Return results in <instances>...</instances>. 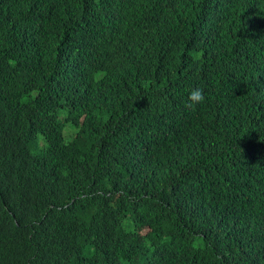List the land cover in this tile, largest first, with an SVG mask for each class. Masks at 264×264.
<instances>
[{
  "label": "trees",
  "instance_id": "obj_1",
  "mask_svg": "<svg viewBox=\"0 0 264 264\" xmlns=\"http://www.w3.org/2000/svg\"><path fill=\"white\" fill-rule=\"evenodd\" d=\"M263 100L264 0H0V264H264Z\"/></svg>",
  "mask_w": 264,
  "mask_h": 264
},
{
  "label": "bare ground",
  "instance_id": "obj_2",
  "mask_svg": "<svg viewBox=\"0 0 264 264\" xmlns=\"http://www.w3.org/2000/svg\"><path fill=\"white\" fill-rule=\"evenodd\" d=\"M223 71H224V70H223ZM218 79H219V78H218ZM217 81H218V80H217ZM218 84H219V83H218ZM241 85H243V84H241ZM218 86H219V85H218ZM216 87H217V86H216ZM239 87H241V86H239ZM260 87H261V86H260ZM212 88H214V87H212ZM214 89H215V88H214ZM216 89H217V88H216ZM217 90H218V89H217ZM216 95H217V94H216ZM225 103H226V102H225ZM210 111H212V110L210 109ZM213 111H214V110H213ZM175 123H176V122H175ZM173 124H174V123H173ZM182 125H183V123H182ZM180 126H181V125H180ZM171 127H172V125H171ZM171 127H170V129H171ZM178 127H179V126H178ZM168 128H169V127H168ZM166 129H167V128H166ZM178 129H179V128H178ZM168 131H169V130H168ZM174 132H175V131H174ZM169 135H170V134H169ZM166 138H167V137H166ZM166 138H165V139H166ZM148 140H149V138H148ZM148 140H147V141H148ZM144 141H145V140H144ZM177 144H179V143H177ZM171 145H172V144H171ZM180 145H181V144H180ZM180 145H179V146H180ZM194 147H195V146H194ZM171 148H172V147H171ZM176 148H177V147H176ZM196 148H197V147H196ZM181 149H182V148H181ZM186 150H187V149H186ZM175 151H176V149H175ZM188 151H189V150H188ZM170 152H171V150H170ZM171 153H172V152H171ZM256 155H257V154H256ZM189 157H190V156H189ZM182 159H183V157H182ZM216 164H217V163H216ZM217 166H218V164H217ZM237 169H238V168H237ZM237 169H236V170H237ZM211 170H212V169H210V171H211ZM230 170H231V169H230ZM230 172H231V171H230ZM239 172H240V171H239ZM212 173H215V172L213 171ZM217 173H218V171H217ZM232 173H233V169H232ZM237 173H238V171H237ZM230 174H231V173H230ZM230 174H229V175H230ZM214 175H215V174H214ZM236 175H237V174H236ZM236 175H235V176H236ZM209 176H210V174H209ZM238 176H239V174H238ZM240 176H241V175H240ZM242 176H243V175H242ZM212 177H213V175H212ZM217 178H219V177H217ZM231 178H232V177H231ZM237 178H238V177H237ZM239 178H240V177H239ZM239 178H238V179H239ZM205 179H206V177H205ZM241 179H242V177H241ZM230 180H231V179H230ZM239 181L241 182L242 180H239ZM221 182H222V181H220V183H221ZM234 182H235V181H234ZM240 182H239V183H240ZM212 183H213V182H212ZM227 184H228V183H227ZM227 184H226V185H227ZM222 185H223V184H222ZM229 185H230V184H229ZM204 186H205V185H204ZM209 186H210V185H209ZM216 186H217V185H216ZM219 186H220V184H219ZM233 187H234V186H233ZM207 188H208V187H207ZM214 188H215V187H214ZM217 188H218V187H217ZM217 188H216V189H217ZM224 188H225V187H224ZM224 188H223V190H224ZM230 188H231V187H230ZM177 189H178V188H177ZM187 189H188V188H186V190H187ZM201 189L203 190V188H201ZM201 189H200V190H201ZM221 189H222V188H221ZM232 189H233V188H232ZM232 189H231L230 191H232ZM236 189H237V188H236ZM236 189H235V190H236ZM206 190H209V189H206ZM219 190H220V189H219ZM243 190H244V189H243ZM243 190H242V191H243ZM187 191H188V190H187ZM226 191H227V190H225V192H226ZM236 191H237V190H236ZM192 192H193V191H192ZM196 192H198V190H197ZM196 192H195V193H196ZM222 192H223V191H222ZM225 192H224V193H225ZM233 192H235V191H233ZM233 192H232V193H233ZM178 193H179V192H178ZM195 193H194V194H195ZM206 193H207V192H206ZM219 193H220V191H219ZM235 193H236V192H235ZM235 193H233V194H235ZM192 194H193V193H192ZM199 194H200V193H198V195H199ZM221 194H223V193H221ZM221 194H220V195H221ZM227 194H228V193H227ZM227 194H226V195H227ZM183 195H184V194H183ZM185 195H186V194H185ZM200 195H202V194H200ZM203 195H204V193H203ZM218 195H219V194H218ZM229 196H230V195H229ZM238 196H239V195H238ZM205 197H206V196H205ZM223 197H224V196H223ZM225 197H227V196H225ZM230 197H231V196H230ZM230 197H229V199H231ZM236 197H237V195H236ZM236 197H234V198H236ZM227 200H228V199H227ZM224 201H225V200H224ZM229 201H230V200H229ZM225 202H226V201H225ZM233 202H234V201H233ZM233 202H232V203H233ZM236 202H237V201H236ZM238 202H239V201H238ZM228 203H230V202H228ZM226 205H227V204H226ZM226 207H228V206H226ZM226 207H225V208H226ZM229 207H230V206H229ZM237 207H238V206H237ZM231 208H232V206H231ZM231 208H230V209H231ZM234 208H235V207H234ZM247 209H248V208H247ZM250 209H251V208H250ZM244 212H245V211H244ZM244 212H243V213H244ZM240 213H241V212H240ZM139 220H140V219H139ZM145 221H147V220H145ZM136 222H137V221H136ZM138 222H139V221H138ZM140 222H142V221L140 220ZM142 223H143V222H142ZM137 224H138V223H137ZM136 230H137V229H136ZM182 232H184V231H182ZM209 232H210V231H209ZM159 233H160V232H159ZM207 233H208V232H207ZM161 234H162V233H160V235H161ZM172 234L174 235V233H172ZM209 234H210V233H209ZM211 234H213V232H211ZM235 235H237V233H235ZM136 236H137V235H136ZM208 236H210V235H208ZM198 237H199V236H198ZM202 237H203V236H202ZM258 237H259V236H258ZM132 238H133V236H132ZM134 238H135V237H134ZM134 238H133V239H134ZM137 238H138V237H136V239H137ZM190 238H191V237H190ZM203 238H205V236H204ZM238 238H239V236H238ZM172 239H173V237H172ZM192 239H193V238H192ZM134 240H135V239H134ZM134 240H133V241H134ZM188 240H190V239H188ZM229 240H230V239H229ZM233 240H234V239H232V241H233ZM135 241H136V240H135ZM214 241H216V240H214ZM227 241H228V240H227ZM232 241H231V242H232ZM171 242H172V240H171ZM190 242H191V240L188 241V243H190ZM206 242H207V241H206ZM206 242H205V243H206ZM210 242H211V241H210ZM217 242H218V241H217ZM217 242H216V243H217ZM225 242H226V241H225ZM172 243H173V242H172ZM188 243H187V244H188ZM194 243H196V240H195ZM201 243H202L201 246H204V245H203V242H201ZM207 243H208V242H207ZM227 243H229V242H227ZM232 243L234 244V241H233ZM169 244H170V243H169ZM173 244H174V243H173ZM173 244H172V245H173ZM191 244H192V243H191ZM225 244H226V243H225ZM188 245H189V244H188ZM166 246H167V245H166ZM189 246H190V245H189ZM199 246H200V244H199ZM168 247H169V246H168ZM178 247H179V246H178ZM170 248H171V247H170ZM170 248H169V249H170ZM173 248H174V247H173ZM173 248H172V249H173ZM183 248H185V247H183ZM191 248H192V247H191ZM187 249H188V248H187ZM221 249H222V248H221ZM163 250H164V249H163ZM167 250H168V248H167ZM177 250H179V248H177ZM189 250H190V249H189ZM194 250H195V249H194ZM192 251H193V250H192ZM262 251H263V250H262ZM164 252H165V251H164ZM189 252L191 253V251H189ZM206 252H207V251H206ZM260 252H261V251H260ZM170 253H171V252H170ZM258 253H259V252H258ZM262 253H263V252H262ZM166 254H167V252H166ZM159 258H160V257H159ZM161 259H162V257H161ZM258 259H259V258H258ZM182 260H183V259H182ZM256 260H257V259H256ZM162 261H163V260H162ZM254 261H255V260H254ZM166 262H167V261H166ZM180 262H181V261H180ZM183 262H184V260H183ZM183 262H182V263H183ZM256 262H257V261H256ZM185 263H186V261H185ZM161 264H162V263H161ZM165 264H166V263H165ZM255 264H256V263H255Z\"/></svg>",
  "mask_w": 264,
  "mask_h": 264
},
{
  "label": "clouds",
  "instance_id": "obj_3",
  "mask_svg": "<svg viewBox=\"0 0 264 264\" xmlns=\"http://www.w3.org/2000/svg\"><path fill=\"white\" fill-rule=\"evenodd\" d=\"M188 99H189L188 107H192L196 104L202 103L205 99L204 94H203V90L199 89V88L191 90V92L189 93ZM258 104L259 105L264 104V100L259 102ZM260 108H262V107H258L257 109H260ZM202 150L204 151V149H202ZM204 172H206V170H203L202 168L197 169V173H199V174L204 173Z\"/></svg>",
  "mask_w": 264,
  "mask_h": 264
}]
</instances>
